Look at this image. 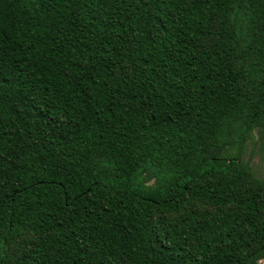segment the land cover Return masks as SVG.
Here are the masks:
<instances>
[{
	"label": "trees",
	"instance_id": "trees-1",
	"mask_svg": "<svg viewBox=\"0 0 264 264\" xmlns=\"http://www.w3.org/2000/svg\"><path fill=\"white\" fill-rule=\"evenodd\" d=\"M264 0H0V264H257Z\"/></svg>",
	"mask_w": 264,
	"mask_h": 264
},
{
	"label": "rangeland",
	"instance_id": "rangeland-1",
	"mask_svg": "<svg viewBox=\"0 0 264 264\" xmlns=\"http://www.w3.org/2000/svg\"><path fill=\"white\" fill-rule=\"evenodd\" d=\"M253 140H249L243 154L244 159H249L255 175L264 180V148L260 147L257 132ZM257 264H264V259Z\"/></svg>",
	"mask_w": 264,
	"mask_h": 264
}]
</instances>
